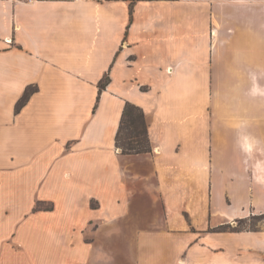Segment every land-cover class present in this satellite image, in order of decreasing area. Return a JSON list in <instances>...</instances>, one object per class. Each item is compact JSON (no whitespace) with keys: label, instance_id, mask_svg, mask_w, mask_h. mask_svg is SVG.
Returning <instances> with one entry per match:
<instances>
[{"label":"crops","instance_id":"obj_1","mask_svg":"<svg viewBox=\"0 0 264 264\" xmlns=\"http://www.w3.org/2000/svg\"><path fill=\"white\" fill-rule=\"evenodd\" d=\"M248 1L0 0V264H264V229H218L264 213ZM127 102L152 153L116 145Z\"/></svg>","mask_w":264,"mask_h":264},{"label":"trees","instance_id":"obj_2","mask_svg":"<svg viewBox=\"0 0 264 264\" xmlns=\"http://www.w3.org/2000/svg\"><path fill=\"white\" fill-rule=\"evenodd\" d=\"M130 3L131 12H133L134 5L139 1H157V0H124ZM166 1H176V0H166ZM110 83L109 75H106L100 82L99 87L100 91L106 89ZM34 93L33 89H27L23 98L17 104V112H19L25 104L29 101L31 95ZM116 145L121 149L124 155H138V154H149L152 153L153 147L149 137L148 124L146 120L145 113L142 108L127 102L119 131L116 137ZM253 214V217H260L264 220V213ZM252 217V216H251ZM253 218H245L238 220L235 227L233 226H224L218 228L219 230L225 229L230 231H242V230H251L258 231L260 228L257 224H249V221H252ZM242 224H247L242 225Z\"/></svg>","mask_w":264,"mask_h":264},{"label":"rangeland","instance_id":"obj_3","mask_svg":"<svg viewBox=\"0 0 264 264\" xmlns=\"http://www.w3.org/2000/svg\"><path fill=\"white\" fill-rule=\"evenodd\" d=\"M249 2V5L248 6H251V5H254V6H256V4L255 3H251V0H249L248 1ZM259 5L258 6H260V4L261 3H258ZM262 6H263V12H264V0H263V2H262ZM250 9H252L251 7H248V10H250ZM236 26L237 27H242V25H240V24H236ZM252 216V217H251ZM249 218L251 219V218H253V220L252 221H249L248 223L249 224H257V226L260 228V229H264V220L263 219H260V217H253V214L251 215ZM256 216H258V214L256 215ZM238 225V224H237ZM242 225H247V224H242Z\"/></svg>","mask_w":264,"mask_h":264}]
</instances>
